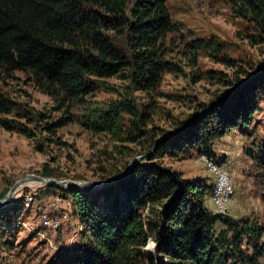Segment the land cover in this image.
Masks as SVG:
<instances>
[{"label": "trees", "instance_id": "16d2710c", "mask_svg": "<svg viewBox=\"0 0 264 264\" xmlns=\"http://www.w3.org/2000/svg\"><path fill=\"white\" fill-rule=\"evenodd\" d=\"M225 1L233 13L264 32V0ZM167 3L0 0V81L16 72L30 75L42 93L58 101L59 111L84 105L105 79L129 81L130 90L121 101L89 108L84 121L89 130L138 143L140 149L132 157L144 156L127 178L99 191L52 185L70 198L83 232L78 247L57 253L48 264H264L260 217L216 213L206 204L207 197H214L216 183L208 178L185 179L162 162L195 151L224 168L216 165L226 158L218 157L215 145L238 131L246 140L243 151L255 171L254 185L264 205V137L255 130L264 99V70L258 69L247 82L228 83L229 89L217 96L224 97L199 104L197 116L178 123L172 136L144 129L152 104L139 105L133 97L135 92L154 91L170 66L167 36L175 25ZM210 48L214 52L215 47ZM15 105L0 88V114L11 112ZM126 116L131 118L128 128ZM74 121L61 119L48 129ZM12 123L1 122L8 129ZM128 165L104 180L125 174ZM43 177L57 176L46 170ZM99 199L106 205L100 207ZM16 211L13 215L0 211V232L12 229Z\"/></svg>", "mask_w": 264, "mask_h": 264}, {"label": "rangeland", "instance_id": "374dc122", "mask_svg": "<svg viewBox=\"0 0 264 264\" xmlns=\"http://www.w3.org/2000/svg\"><path fill=\"white\" fill-rule=\"evenodd\" d=\"M167 6L175 25L167 36L170 66L154 91L135 92L133 98L139 105L152 104L144 129L167 131L172 136L177 133L178 123L196 114L199 104L224 97L217 98L229 89L228 83L238 79L247 82L258 69L264 70V32L233 13L225 0H168ZM202 44L207 47L205 51L195 49ZM210 47H215L214 52ZM99 83L84 105L59 111L58 101L42 93L30 75L16 72L0 81V88L17 107L0 114V201L19 181L43 177L46 170L57 176L52 179L92 182L94 185L86 191H99L103 187L97 183L108 182L105 176L123 170L140 157H132L140 149L138 143L120 142L113 134H99L85 126L84 113L89 108L117 103L130 90V82L120 78ZM68 117L75 121L48 129ZM130 120L125 117V127H130ZM3 121L13 125L8 129L1 124ZM255 130L264 137V99L256 114ZM245 144V138L234 131L215 145L217 155L223 153L230 165L224 167L215 159L227 171L220 183H232L235 191L225 213L235 218L254 213L264 227L261 191L254 185L255 171L244 154ZM201 155L194 151L165 157L162 162L185 179L208 178L216 183ZM52 185L38 181L18 184L11 200L0 206V211L8 210L11 215L17 210L12 229L8 230L12 233L0 232V264H48L57 253L80 245L82 223L73 214L70 198ZM99 204L106 205L101 199Z\"/></svg>", "mask_w": 264, "mask_h": 264}, {"label": "water", "instance_id": "95a60500", "mask_svg": "<svg viewBox=\"0 0 264 264\" xmlns=\"http://www.w3.org/2000/svg\"><path fill=\"white\" fill-rule=\"evenodd\" d=\"M143 157L140 156L136 159H134L132 161V163H130V165L128 166V169H127V172L123 175H118L116 177H114L113 179H111L110 181L108 182H100V183H97V185L99 186H102L103 188L104 187H108L112 184H114L115 182L121 180V179H125L129 176V174L131 173L133 167L137 164V163H140L139 160L142 159ZM27 181H38V182H45V183H48V184H53V185H56V186H69L71 187L72 189L74 190H78V191H86L88 187H90L91 185H94V183L90 182V183H76L74 181H70V180H65V181H58L56 179H52V178H43V177H38V176H31V177H27L21 181H19L11 190L10 194L8 195V197H5L2 201H0V206L2 207L4 204H7L13 194L15 193V190L18 186V184H21V183H24V182H27Z\"/></svg>", "mask_w": 264, "mask_h": 264}, {"label": "bare ground", "instance_id": "6f19581e", "mask_svg": "<svg viewBox=\"0 0 264 264\" xmlns=\"http://www.w3.org/2000/svg\"><path fill=\"white\" fill-rule=\"evenodd\" d=\"M202 159L209 168L210 172L213 173L216 178L215 194L213 197L215 205L218 207L222 215H226L225 212L227 211L228 204L235 194L233 184L230 182L228 183L227 181H224V183L221 184L220 180L224 178V176L227 174V171L222 167H217L210 163L205 156H201V160ZM222 188L224 190V193L218 196L219 193H222Z\"/></svg>", "mask_w": 264, "mask_h": 264}, {"label": "crops", "instance_id": "0c3cea01", "mask_svg": "<svg viewBox=\"0 0 264 264\" xmlns=\"http://www.w3.org/2000/svg\"><path fill=\"white\" fill-rule=\"evenodd\" d=\"M216 151V150H215ZM219 155V154H218ZM220 157H224V158H226L225 156H224V154L223 153H221L220 155H219ZM223 165H224V167L225 166H230L229 164H228V162H225V163H223ZM234 186V185H233ZM213 199H212V196H209V197H207V201H206V204H207V206L211 209V210H214L215 208H216V205H215V203L213 204ZM231 204V203H230ZM215 206V207H214ZM229 208L231 209V211H233L232 210V206L231 205H229ZM217 210V209H216ZM217 213H218V210H217ZM245 214V213H244Z\"/></svg>", "mask_w": 264, "mask_h": 264}, {"label": "built area", "instance_id": "2783aa9c", "mask_svg": "<svg viewBox=\"0 0 264 264\" xmlns=\"http://www.w3.org/2000/svg\"><path fill=\"white\" fill-rule=\"evenodd\" d=\"M209 160H210V159H209ZM210 162H211V160H210ZM216 165H219V164H216ZM223 193H224V190H223V188H222V193H219L218 196L222 195Z\"/></svg>", "mask_w": 264, "mask_h": 264}]
</instances>
